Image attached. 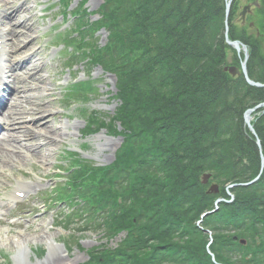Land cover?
<instances>
[{
  "label": "trees",
  "instance_id": "trees-1",
  "mask_svg": "<svg viewBox=\"0 0 264 264\" xmlns=\"http://www.w3.org/2000/svg\"><path fill=\"white\" fill-rule=\"evenodd\" d=\"M259 3L248 34L235 24V2L229 35L247 46L250 78L264 84ZM225 13V0H105L101 7L96 30L109 31L108 44L88 57L117 76L121 106L109 127L92 118L90 128L125 141L113 165L83 162L69 186L108 242L127 236L114 250H91L88 264H264V172L258 183L228 190L261 173L264 108L252 122L261 148L245 113L264 103V90L225 71L242 61L226 43ZM205 174L218 195H208ZM230 194L233 204L203 220Z\"/></svg>",
  "mask_w": 264,
  "mask_h": 264
},
{
  "label": "rangeland",
  "instance_id": "rangeland-1",
  "mask_svg": "<svg viewBox=\"0 0 264 264\" xmlns=\"http://www.w3.org/2000/svg\"><path fill=\"white\" fill-rule=\"evenodd\" d=\"M81 1L75 0L72 8H77ZM249 1L237 0V12L240 8L247 6ZM30 3L34 8V18L30 23H35L34 32L31 33L33 37L27 42L24 41V44L17 48V52L12 57H16V62H22L23 59L30 57L34 51L42 49L44 51L42 56H32L31 60L35 58L38 67L45 65V69L41 70L40 74L44 78L49 76V80L41 84L40 88L30 90L29 93L24 94L23 86H34L32 79L34 71L31 62L29 61L25 65L30 66L31 71L24 70L25 66L21 68V72L17 73L8 70L10 76L14 73L20 75L22 80L18 85L21 88L20 95L26 97L23 99L25 102L24 108L17 117L16 123L18 124L16 126L25 127L28 125V127H31L30 125L34 124L38 118L52 117L55 127L61 129V132L68 133V136L61 137V133L56 136V138L58 137L57 143L49 151L51 156L48 163L51 167L42 165L39 159L31 162L26 159L23 161L24 156H21L17 168L10 169L2 166L3 168L0 169V201L8 202L10 200L18 181L31 185L30 190H25L27 196L23 202L17 206L12 204L9 208L4 207L0 211V219L7 217L6 223L0 221V264H85L88 261L89 250L107 244V241L103 240V233L95 231L81 233L76 230V227L69 230L65 224L60 225L59 219H57L58 213L55 214L56 211H52V209L49 211L41 210L40 207L46 199H44L43 193L53 186L52 181H49V179L54 178L59 173L58 168L68 166L69 162L65 160L64 152H79L82 160H87V162L97 167L109 166L115 161V155L122 145V140L117 136L108 135L105 131L88 137V134L92 131L87 126L88 120L94 114L97 116V120H109L114 116L118 108V102L113 99L116 96L115 81L100 69H96L93 75L95 80L101 81L99 84L101 91H98L97 94L86 93L81 99L75 98L76 100L71 98L74 96L72 92L68 104H66V101H64L65 89L72 84L75 72L66 69L63 47L55 49L50 43L53 40L56 41L54 38L57 32H64L66 29L71 28L73 22L66 25V21L63 22L59 17V10L55 8L57 0H32ZM102 4L103 0H89L87 7L90 13L93 14L99 10ZM251 18L253 16L249 18L246 26L239 25L238 30L247 29L248 34L254 33L255 28H248L249 24L254 22ZM97 19L98 16H92L93 21ZM107 37L108 35L104 32L100 34L99 43L101 46L106 45ZM34 41L37 42V45H33ZM31 50L33 51L30 52ZM22 53H28V55L20 57ZM231 58L229 56L228 60L230 61ZM75 70L80 73V79H87V75L85 76V72H88L86 65L78 66ZM11 81H13V78ZM48 86L54 91L47 92L46 87ZM78 101L85 102V104H81L80 108L73 111L69 105ZM39 103L48 106L51 113L42 114V112H38L36 114L38 107L36 104ZM43 139L46 140L44 137H38L36 142L39 143L38 140ZM46 143L48 142L44 141L42 144ZM86 143L87 146H84ZM30 206L37 207L35 215H31L26 210ZM38 212L41 213L37 214ZM41 218L44 219L43 222L40 220ZM11 220L23 224V226L21 228L15 227ZM47 232L49 235L52 234L57 245L63 247L52 249L50 241L44 240L43 234ZM23 237L29 240L30 253L29 255L21 253L15 263L13 257L17 252L16 245L13 242L23 239ZM119 242L120 240H116L108 243V245L115 248ZM66 246L69 247L68 250ZM42 250L45 251V255L39 253Z\"/></svg>",
  "mask_w": 264,
  "mask_h": 264
},
{
  "label": "bare ground",
  "instance_id": "bare-ground-1",
  "mask_svg": "<svg viewBox=\"0 0 264 264\" xmlns=\"http://www.w3.org/2000/svg\"><path fill=\"white\" fill-rule=\"evenodd\" d=\"M16 1L17 0H0V7L2 8L3 12L7 13L6 17H10V26L12 27L10 29H7L5 27L4 31L0 33V63L3 64L6 63L5 60H11V54L16 51V46L23 43L24 40L27 41L29 39H32L33 36L31 35V33L33 34L35 28V23L30 24L32 22V19L29 18V15L32 8L29 7L27 2L20 5L18 7V10L14 11V14L20 17L19 22H14L15 19L13 18L12 14H8ZM13 22L15 25H13ZM9 42L11 43V47L7 45V43ZM33 45H37V42L34 41ZM35 54L38 55V57H41L43 51H35ZM31 63H35V60ZM3 64L2 66H0V81L5 82L6 80H8L6 78L7 68ZM32 65L34 66L32 69L34 71V75L32 74L34 86H23L24 94H26L30 90L40 88L41 84L49 80V76H47V78H44L40 74V71L45 69V65H43L42 67H38V64ZM26 71L31 70L29 67H27ZM18 77V74L14 75V80L12 82L13 92L12 95L9 96V99H0V103L8 108V111L5 112L3 108L0 112V114L4 113L2 118L0 116V168L1 166H7L8 168L11 167L15 162L19 160V156H25L23 161L29 158L39 159V162L41 164L47 166L46 164H48V159L51 156V153L49 154L50 148L55 143H57L58 137L56 138V136L60 133L61 137H63L64 135L68 136V133H64L63 131L61 132V129H57L54 125V120L52 119V117L38 118L34 124L30 125L31 127H28V125L22 128L15 127L16 121L14 119V116L19 115L20 112L23 111L22 108H24L23 97H19L21 88L17 86ZM46 91H52L50 86L47 87ZM48 95H50V93ZM36 105L38 106L36 114H38V112H42V114H47L48 112L51 113L48 106H45L42 103ZM4 131H6L7 135L2 134V132ZM38 137H44L46 140H38L39 143H37L36 141ZM44 141L48 143L42 144L44 143ZM11 151L13 152V154L11 153ZM18 187L19 189H23L29 188L30 186L23 181H18ZM43 235L45 241H50V246L52 247V249H57L55 245L56 242L55 239H53L52 234L49 235V233L47 232ZM28 243L29 240L24 237L23 239H19L13 242V244L16 245V252L18 253V255L15 257L16 261H18V257L21 253H26L27 255H29L30 248Z\"/></svg>",
  "mask_w": 264,
  "mask_h": 264
},
{
  "label": "water",
  "instance_id": "water-1",
  "mask_svg": "<svg viewBox=\"0 0 264 264\" xmlns=\"http://www.w3.org/2000/svg\"><path fill=\"white\" fill-rule=\"evenodd\" d=\"M234 1L235 0H225V2H226V42H227V44L230 47H232L237 52L238 56L241 59H242V57H241L242 56V53H244V60L241 61L240 68H237V67H228V68H225V71L226 72H229L233 77L243 75L244 78H245V80H246V82L250 86L264 90V84L257 83L255 81H253L250 78V76H249V71H248V66H247L248 60H249V54H248L247 47L244 44H242L241 42H239V41L233 42V41L230 40V37H229V32H230L229 19H230V16H231V10H232ZM254 6L259 7L258 2H256L254 4ZM251 8H252V6H247V7L244 8V11L241 13V17H242V20L243 21H245L247 14L251 12ZM262 108H264V103L256 106L253 109L248 110L245 113V123L249 127V129L252 132V134L256 137L257 144H258V146L260 148H261V141L259 140V136L257 135L254 127L252 126V123H251V121H252L251 120V115L254 114V113H256L257 111H259ZM263 171H264V156H262V170H261V174H262ZM259 178L260 177H258L257 179H255L251 183L234 185V186H231L230 188L241 187V186H244V187L250 186L252 184H255L259 180ZM210 179H211V175H205L204 176V182L203 183L205 185H207L209 183ZM218 192H219V188H218L217 185H213L210 188V191H209V193H214V194H218ZM220 202H223V201L222 200H219L218 203H220ZM243 244H245V242H243Z\"/></svg>",
  "mask_w": 264,
  "mask_h": 264
}]
</instances>
